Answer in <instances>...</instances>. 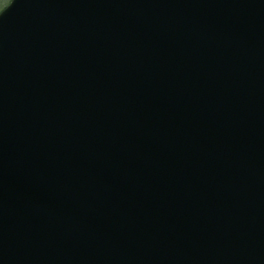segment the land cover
<instances>
[{
  "label": "water",
  "instance_id": "obj_1",
  "mask_svg": "<svg viewBox=\"0 0 264 264\" xmlns=\"http://www.w3.org/2000/svg\"><path fill=\"white\" fill-rule=\"evenodd\" d=\"M0 264H264V0H11Z\"/></svg>",
  "mask_w": 264,
  "mask_h": 264
},
{
  "label": "rangeland",
  "instance_id": "obj_2",
  "mask_svg": "<svg viewBox=\"0 0 264 264\" xmlns=\"http://www.w3.org/2000/svg\"><path fill=\"white\" fill-rule=\"evenodd\" d=\"M9 2L10 0H0V11L4 9L8 5Z\"/></svg>",
  "mask_w": 264,
  "mask_h": 264
}]
</instances>
